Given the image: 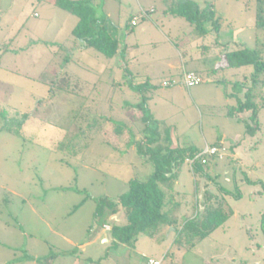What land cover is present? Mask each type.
I'll use <instances>...</instances> for the list:
<instances>
[{
  "label": "rangeland",
  "instance_id": "1",
  "mask_svg": "<svg viewBox=\"0 0 264 264\" xmlns=\"http://www.w3.org/2000/svg\"><path fill=\"white\" fill-rule=\"evenodd\" d=\"M197 1L199 2V7L203 6L204 8L209 3H204L203 0ZM219 1L225 12V16L220 22V29L217 31L220 32L221 38L232 40L233 44L244 42L243 47L250 49L256 46L264 49V38L260 31L250 27V24L254 21V17L249 18V14L251 11L254 12L256 0ZM1 4L2 0L0 1ZM23 5L22 0L17 2L13 10L9 12L7 20H4L6 22V25L3 27L4 29H0V47L5 48L2 45L7 44L6 48L9 49L1 62L2 65L7 66L8 69L13 71L6 72L0 69V80H8L9 86L16 89L33 88L36 92L48 95V89L53 87L52 81L61 75L57 70L62 69V74L67 73L72 77L71 89H75L78 93H81L72 94L74 92L66 93L59 91L52 98H49L50 93L48 99L43 101L47 103L45 111H50V115L53 114L52 112H55L53 116L46 113L44 117L48 121L58 122L57 124L63 127L62 132L47 130L46 134L51 135L49 138H53L54 140L62 139L64 131L74 126L70 120L72 112L70 113L69 111L80 109L85 103L87 110L90 112L89 114L111 118L113 123L107 121L106 125L112 126V124H118L122 121L127 122L133 128L135 139H142L144 137L142 132L144 125L141 122V113L136 108L124 107V104L128 102L130 104L137 103V94L129 86L131 78L125 77L123 79L125 70L119 69L120 65L127 66V61L124 60L125 57L118 54L115 58H106L103 54L92 48L79 51L77 50L79 45L74 44V42H78L75 37H71V41L68 42L67 38L70 35H65L64 32L61 37H58L59 41H56L58 44L50 43L46 45L44 40L45 38L50 40V37L40 35L38 32L41 29L38 25L42 19V7L49 4L45 1L37 0L33 5H25L24 7ZM132 7L135 8L136 12L140 11L137 0H132ZM179 7V5L175 4L176 9H179ZM126 10L127 12L124 15L125 20L131 15L128 7H126ZM35 12L39 13L40 17H35L33 15ZM169 17L173 18V16ZM174 19L178 24L177 29L181 34L188 35L193 31V27L183 16L179 15L178 18ZM155 21L158 22L157 20ZM158 24L164 31L167 30L163 23L158 22ZM137 30L138 28L135 29V31ZM135 31L130 33L132 37L135 36V34L133 35ZM115 34L118 37V34ZM171 38H174V36ZM62 43H65L64 47H59L58 45ZM94 54L98 55L95 59L91 57ZM150 55L148 52L144 53V57ZM104 62L112 63L115 66L114 83L109 79L108 73L103 74L101 71V64ZM138 62L139 64L132 62L136 64L134 65L136 67L135 70L144 71L145 66L142 64V61ZM145 63L149 65L151 62L148 60ZM55 67L59 69L56 68V71H54ZM253 72L254 68L247 66L227 69L216 75V81L221 80L220 83L222 84V88L218 92L221 93L223 89L229 95L230 102L228 106L226 105V111H228L229 107L236 106L239 99L245 100L244 93L250 87ZM26 76H30L33 80L27 79ZM51 79L50 86L45 84V81ZM262 79H264V74L262 75ZM242 83L245 85L244 88L241 87ZM206 85H209V83L204 80L201 85L191 88L183 86L184 97L187 99L188 104L183 103V99L180 97L175 98L172 104L170 96L164 93L166 88L158 86L157 92L154 93L156 106L150 110L153 117L158 120L157 116H162L161 113L164 115L171 111L170 113L174 118L179 120L185 112H188L189 114L184 122L187 125L186 130H189L188 140L191 141L187 140V144L190 147L197 148L196 144L202 140L203 132L210 137V145L220 144L223 132H226L230 137L236 134L241 135L240 142L234 147L236 152L241 156L240 160L236 159L237 162L240 161L238 165H235L237 164L235 161L229 160L232 143L230 140L225 139L226 159L213 160L211 166L205 167L209 169L207 174L205 172L193 171L191 166L186 162L179 163L176 167L177 173L174 174L173 179L169 182L171 188L168 196L172 199L170 217L178 216L180 220L192 217L196 213L193 206L194 196L198 194V196L205 195L208 198L210 206L217 207L221 205L229 213V218L207 237L196 239L193 243L188 242L185 238H180L175 243L174 248L178 246L183 251L184 259L182 260V264H264V233L261 227L264 215V82L254 91L255 101L258 103L257 105H260L258 126H256L258 129L255 133L247 132L246 123L247 121H251V112L246 113L247 111H245L241 114V118H226V120L223 117H219L218 112L207 113L206 108L199 101L197 103L199 109L196 111L194 105L190 103L189 93L194 90L199 91ZM44 89L45 91L43 92ZM214 92L215 90L212 88L211 96L217 99L213 94ZM21 93L24 92L20 89L15 92V99ZM13 102L20 103L16 100ZM66 109L68 110L67 113ZM10 111V116L22 119L21 112ZM61 113L64 115L62 116ZM32 123L37 125L38 130L42 125L35 120ZM160 126L162 127L161 131H164L163 127L165 125L160 124ZM31 128H33L32 125ZM104 133L106 134V137L104 136L106 139L109 136H111L109 139H112V137L116 139L111 128ZM102 139V136H95L92 141L93 143L91 142L94 147H88L82 153L80 160L76 159L75 163H73L74 160H71L72 158L66 157L67 161L72 163V168H68L65 162L59 163L54 159L49 164L48 152L44 148L30 144L29 141L25 142L22 137L0 131V166L3 168L0 173V183L9 184V186L15 189L22 187V189H19L21 190L20 192L29 190L30 188L34 191L36 189L32 186L25 187L18 173L37 172L44 180V187L46 188L55 185H71L72 187L70 188L74 190L84 188L88 189L90 194H99L103 188L100 183L104 180L102 174L100 172H96V174L95 172H86L83 166L91 162L103 164L102 159L108 149L99 144ZM125 139L129 140L128 133L125 134ZM81 142L84 141L80 140ZM125 150L128 155L127 152L130 149L126 147ZM3 156H7V162L3 160ZM55 156L59 157V154H55ZM146 168V164L142 166L137 165L135 169L137 179H147L145 177ZM226 171H229V173L226 174ZM50 172L51 174H49ZM91 182H93L92 185ZM49 191H47V194ZM9 195L11 194L0 188V240L7 243H16L19 240V236H15L12 239L13 241H11V239L7 238L6 232L14 229L13 232L16 233L18 230L14 226H18L20 223L24 225L27 232H32V227L26 224V218L28 219L31 212L27 214H25L26 211L20 212L22 204L18 196L11 195L9 197L10 202L2 199V197L6 198ZM56 196V191L54 194L50 193L46 195L45 205L40 208L41 214L51 223H54V218L58 217V215L62 214L63 216L65 214V206H62V211L55 210ZM3 221L11 222L12 226L10 227L12 228L6 227L5 231L1 229ZM37 222L39 223L35 222V224H37L39 231L35 234H38L39 238L41 236L53 239L48 227L43 225L38 218ZM9 246L6 243L4 245L0 244V264H28L31 262L30 257H24L23 252L18 253L10 250ZM111 257H113V254ZM27 259L28 261H26ZM118 261L119 264H137L134 258L119 259Z\"/></svg>",
  "mask_w": 264,
  "mask_h": 264
},
{
  "label": "crops",
  "instance_id": "2",
  "mask_svg": "<svg viewBox=\"0 0 264 264\" xmlns=\"http://www.w3.org/2000/svg\"><path fill=\"white\" fill-rule=\"evenodd\" d=\"M18 1L19 0H2V4L0 5V29H4L3 27L6 25L5 21L7 20L8 14L13 10ZM22 1L24 7L25 5H33L37 0ZM42 1L49 4L42 7V19L38 25L42 30V32L40 30L38 33L40 35H45L44 37H50V40L45 38L44 43L46 45L50 43L58 44L56 41H59L58 37H61L63 32L65 35H70V37L67 38V41H71L70 38L72 37L73 30L79 22L78 17L59 7L55 0ZM90 1L96 8L98 21L108 25L114 33L118 34L121 41V49L118 54L119 56L122 55V57H125L124 60L127 61V68L133 73L134 80L140 83H149L150 98L148 105L150 110H152V107L156 106L154 93L157 92L158 86L166 88L164 93L170 96L172 104L174 99L179 97L183 99V103L188 104L183 92V86H185L183 83V75L185 72L191 71L199 74L209 83V85L204 86L199 91L194 90L189 93L190 103L194 105L196 111L199 109L197 103L200 102L204 105L209 114L218 112V116L221 118H241L243 112H237L234 117L227 115L226 105L228 106V103L230 102L229 95L227 92H224L223 89L221 90V93L218 92V90L222 88V84L220 83L221 80L216 81V74L213 75L210 71L216 67L218 60L224 52L242 48L244 42L233 44L232 40L227 38L222 39L220 32L216 31L209 32L206 35H200L195 31L191 24L193 31L188 35L181 34L177 29L178 24L174 19L178 18L179 15L173 14L171 11L172 9H175V4L179 5L184 0H137L138 8H140L139 12H136L135 8L132 7V0ZM193 1L199 7V2L197 0ZM203 2H209L212 4V9L217 17L222 19L225 16V12L223 11L219 0H203ZM126 7L130 9L131 15L125 20L124 15L127 12ZM199 9L203 10L204 7H199ZM33 15L35 17H40V14L37 12L33 13ZM169 16H173V18ZM251 17H254V21L250 24V27L254 29L256 28L255 9L254 12L251 11L249 14V18ZM134 18L137 19L136 25L132 24ZM16 19L19 20L18 17H16ZM155 20L163 23L167 28V32L164 31ZM137 28L138 30L135 31ZM133 31H135L133 33V35L135 34L134 37H132V34L130 35ZM172 36H174V38H171ZM74 44L79 45L77 50H86L82 48L80 42H74ZM6 45L7 44L2 45L5 48L0 47V69L6 72H13L8 69L7 66L2 65L1 62L3 56L9 50L6 48ZM146 52L151 55L144 57V53ZM91 57L95 59L98 55L94 54ZM148 60L151 62L149 65L148 63H145ZM138 61H142V64L145 66L144 71L139 70V72L135 70L136 67L134 65L137 63L139 64ZM132 62H135L136 64H133ZM56 68L57 67L54 68V71H56ZM120 68L124 70L122 65L119 66V69ZM114 70L115 66L112 65V63L104 62L101 64L102 73H108L109 79L112 82L115 80L113 78ZM57 72L62 74L63 70L59 69ZM123 75L124 77L122 78L124 79L125 72ZM26 78L33 80L30 76H26ZM166 80H174L176 81V84L172 86H164L163 82ZM51 81L52 79L45 81V84L50 86ZM8 83V80H0V104L9 110H20L19 112L21 113L33 111V116H30V118L26 120L23 127L24 141H29L30 144H35L37 147L44 148L46 152H48V163L54 159L59 163L65 162L68 168H72V163L67 161V154L56 152L54 150L56 143L60 139H51L49 138L51 135L46 134L47 130L52 132L63 131L62 125L57 124L58 122L54 123L48 121L44 117L46 113H50V111H45L47 103L43 102L48 99L50 89H48V95H46L36 92L33 88L16 89L10 87ZM212 88L215 90L213 94L217 99L211 96ZM19 89L24 93L17 95V98L15 99L14 93ZM44 91L45 89L43 92ZM138 96L139 95L137 94V101ZM15 100L20 103L17 104L13 102ZM170 112L164 115L161 113L162 116L155 115L160 121H163L170 127V136L172 139L171 147L177 148L189 146L187 144L189 130H186L187 125H185L186 122H184L189 113L185 112L181 119L178 120L177 118L175 119ZM249 112L250 111H247L246 113ZM52 113V115H49L53 116L55 114V112ZM61 115L63 116L64 114L61 113ZM34 120L42 124L39 127V130L37 125L32 123ZM31 125L33 128L30 129ZM109 128H112V126L108 124L105 127V130L98 135V137H103L99 144H102V147L108 149L107 152L104 153L102 159L103 164L91 162L83 166L86 172H95V174L96 172H100L102 174L104 180H100V183L103 188L99 194H90V191L84 188L74 190L73 188H70L72 187L71 185H55L46 188L44 187V180L37 172L18 173L23 180L25 187L32 186L36 189L34 191L30 188L29 190L20 192L21 190L19 189H22V187L15 189L9 186V184L0 183V188L2 190L20 198L22 204L20 212L26 211L25 214L31 212L30 215L28 214V219L26 218V224L30 225L33 230L32 232L29 230V232H27L24 225L20 223V225L14 226L18 230L16 233L13 232L14 229H10V231L8 230V232H6V235H8L7 238L11 239V241H13L12 239L18 235L19 240L16 242L18 244L2 242V240H0V244L4 245V243H6V245H10V250H13L14 252H23L22 254L24 257H30L31 262L28 264H39L38 260L42 258H50L45 264H119V259L124 260L132 258H134L137 264H147L149 257L162 258L164 260L163 264H182L184 253L181 251L180 247L177 246L174 248V245L180 239L179 230L185 219L188 217L180 220L178 216H174L176 219L174 225L163 226L154 236H150L147 233H141L132 243L116 242L111 233L113 224L123 225L126 223L125 211L120 204L115 210H108L103 220H95L98 200L100 198H107L108 200L118 202L119 196L128 190L130 181L137 178L135 170L137 165H147V172L145 174L146 178H148L153 171L152 162L137 152L136 144L126 140L125 134L121 137H116L114 135L116 139H113V137L112 139H109L111 136H107L108 139H106V134L104 132L107 130L109 131ZM202 135V140L196 144V147L199 149L198 152L202 151L205 145L210 143V137L204 132ZM221 137L220 144L223 146L225 139L231 141L232 146L229 160L235 161L237 163L235 165H238L240 161L237 162L236 159L240 160L241 156L236 152L234 147L240 142L241 135L236 134L235 136L230 137L226 132H223ZM93 147L94 145L91 144L90 148ZM126 147L130 149V151L127 152L128 155L126 154ZM55 154H59V157L55 156ZM81 155L82 153L75 156V158L70 156L69 158H72L71 160H74V162H72L75 163L77 160H80ZM3 157V160L7 162V156ZM226 157L224 159H226ZM213 160L215 161L216 158L210 161V166ZM2 169L3 168L0 166V173L2 172ZM33 169L35 168L33 167ZM176 170L177 168L173 169L172 173L176 174ZM208 172L209 169H207L205 173ZM228 173L229 171H226V174ZM49 174H51V172ZM92 184L93 182H91V185ZM48 190H50L48 194H54L55 191L57 192L55 198V210L62 211V206H65V214L63 216L61 214L58 215V217H55L54 223L48 221L40 212V208L45 205V196L48 195ZM11 195L6 196V198L2 197V199L10 202L11 200L9 197ZM203 196L204 195L198 196V194H195L194 196L193 206L196 213L198 212V207L203 204L200 203V197L203 199ZM196 213L192 217H194ZM37 218L43 223V225L48 227L49 233L53 236V239L48 238V240L41 236L39 238L38 234H35L39 231L37 227V224L39 223L37 222ZM34 221L37 224H35ZM10 226H12L11 222L3 221L1 229L5 231L6 227L12 228ZM106 226H109V229L106 228ZM35 239L36 241H34ZM35 243L36 245L34 246ZM112 254L113 257H111ZM26 261H28V259Z\"/></svg>",
  "mask_w": 264,
  "mask_h": 264
},
{
  "label": "trees",
  "instance_id": "3",
  "mask_svg": "<svg viewBox=\"0 0 264 264\" xmlns=\"http://www.w3.org/2000/svg\"><path fill=\"white\" fill-rule=\"evenodd\" d=\"M55 2L62 9L78 17L79 22L73 30L72 37L80 42L82 48H92L106 58L117 56L121 49V41L108 25L98 21L96 8L90 0H55ZM179 6V9H172L171 12L183 16L198 34L206 35L220 29L221 18L216 16L211 3H208L203 10L199 9L193 0H184ZM255 15L256 29L260 31L264 38V0H256ZM64 44L58 46L64 47ZM247 66H252L254 72L252 73L250 87L244 93L245 100L239 99L236 106L229 107L227 115L234 117L237 112L250 111L251 123L248 121L246 123L247 132L255 133L258 129L256 126H258L260 105H257L258 103L255 101L254 91L264 82V79H262L264 74V49L256 46L253 49L242 47L226 51L218 60L216 67L210 72L217 75L227 69ZM122 67L125 70V77L131 78L129 86L139 95L136 104L128 102L124 104V107L136 108L141 113L144 137L136 140L133 128L124 121L112 124L111 130L116 137L128 133L129 141L136 144L138 152L152 162L153 171L146 180L132 179L128 190L119 196L118 202L100 198L97 203L95 220H103L108 210L113 211L120 204L125 211L126 223L123 225L113 224L111 233L116 242L132 243L141 233L154 236L163 226L175 224V217H170L172 199L168 196L171 188L169 182L174 177L172 172L179 163L185 162L187 157L195 156L199 149L190 146L171 147L170 127L163 121L155 119L150 112L148 105L150 98L149 83L136 82L133 73L127 66ZM71 78L67 73L56 77V80L52 81L53 87L50 89L49 98L54 97V94L59 91L81 94L75 89H71ZM241 87H245L244 83ZM10 112L9 109L0 104V130L24 138L23 125L32 116L33 111L21 113L22 119L10 116ZM16 112L19 113V111ZM69 112H72L70 120L74 126L66 129L64 137L56 143L54 150L66 153L68 157H75L90 147L94 137L105 130L107 121L110 123H113V121L105 116L89 114L90 112L87 110L85 103L80 109L70 110ZM160 124L165 125L163 127L164 131H161ZM80 140L84 142L80 143ZM76 143L78 144L76 145ZM64 150H68V152ZM209 163L210 161L207 163L196 161L192 166V170L204 173L207 171L205 167H208ZM203 200L204 202L198 207L196 215L185 219L179 230L180 238H185L190 243H193L196 239L207 237L229 218V213L221 205L217 207L210 206L205 195ZM261 227L264 233V215ZM48 260L50 258H42L38 262L45 264Z\"/></svg>",
  "mask_w": 264,
  "mask_h": 264
},
{
  "label": "built area",
  "instance_id": "4",
  "mask_svg": "<svg viewBox=\"0 0 264 264\" xmlns=\"http://www.w3.org/2000/svg\"><path fill=\"white\" fill-rule=\"evenodd\" d=\"M145 14V13H144ZM137 19L134 18L132 20V24L136 25ZM204 79L197 73L195 72H185L183 75V83L186 87H193L200 85L203 83ZM176 84V81H164L163 85L164 86H172ZM226 157V148L222 144H206L204 149L200 152H198L195 156L193 157H187L185 160L186 162L191 166L194 165L196 161H200L202 163H207L211 161L212 159H218V160H223ZM106 228L109 229V226H106ZM164 260L162 258H154V257H149L147 260V264H163Z\"/></svg>",
  "mask_w": 264,
  "mask_h": 264
},
{
  "label": "water",
  "instance_id": "5",
  "mask_svg": "<svg viewBox=\"0 0 264 264\" xmlns=\"http://www.w3.org/2000/svg\"><path fill=\"white\" fill-rule=\"evenodd\" d=\"M200 203H203V199H202V197H200Z\"/></svg>",
  "mask_w": 264,
  "mask_h": 264
}]
</instances>
